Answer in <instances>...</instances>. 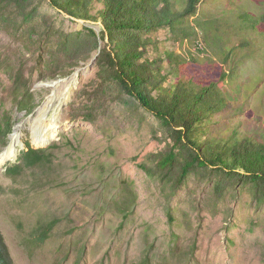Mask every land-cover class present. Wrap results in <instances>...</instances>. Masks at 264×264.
Masks as SVG:
<instances>
[{
    "label": "rangeland",
    "instance_id": "374dc122",
    "mask_svg": "<svg viewBox=\"0 0 264 264\" xmlns=\"http://www.w3.org/2000/svg\"><path fill=\"white\" fill-rule=\"evenodd\" d=\"M28 5L38 10L29 21L0 12V116L10 113L22 144L0 166V232L13 264H264V201L250 183L196 168L171 193L187 151L111 76L98 77L110 44L102 24L45 0ZM53 68L68 73L46 78ZM9 69L30 78L31 113L8 97ZM49 121L56 133L38 147ZM25 143L49 149L50 163L8 175ZM170 154L174 165H161Z\"/></svg>",
    "mask_w": 264,
    "mask_h": 264
},
{
    "label": "trees",
    "instance_id": "16d2710c",
    "mask_svg": "<svg viewBox=\"0 0 264 264\" xmlns=\"http://www.w3.org/2000/svg\"><path fill=\"white\" fill-rule=\"evenodd\" d=\"M45 1L58 12L102 24L110 44L97 57L98 77L111 76L123 92L171 129L187 151L188 158L175 168L171 193L197 168L244 180L254 188L256 199L264 201V3ZM28 4L29 0H0V12L29 21L38 10ZM161 30L168 36L157 38ZM89 31L95 47L96 35ZM67 37L62 34L61 40ZM57 69H46V78L68 73L56 74ZM7 75L8 97L31 113L35 106L30 78L21 69H9ZM13 125L10 113L3 111L0 142L4 146ZM25 146L19 163L7 169L8 175L50 163L49 149ZM175 162L170 154L161 165L172 167ZM0 264H13L1 232Z\"/></svg>",
    "mask_w": 264,
    "mask_h": 264
},
{
    "label": "bare ground",
    "instance_id": "6f19581e",
    "mask_svg": "<svg viewBox=\"0 0 264 264\" xmlns=\"http://www.w3.org/2000/svg\"><path fill=\"white\" fill-rule=\"evenodd\" d=\"M70 81H71V79H70ZM62 82L67 83L68 81L66 80V81H62ZM62 82H60V83H62ZM60 83H58V84H60ZM57 85L55 84L54 87L56 88ZM44 109H45V107H42L41 109H39L37 111V115H38L37 117L41 118L42 112L44 111ZM54 126H56V122H50L49 121L48 123H46V129L43 133H41L42 131L36 132V138L38 140L36 143V146L40 147V146L46 145L48 142H50L52 140V138L54 137V135L56 133V129ZM33 130H34V128H33ZM20 135H21V133L19 132V130H16L12 134L11 141H10L9 145L6 147L4 152H2L0 154V166L5 164L9 160L16 158L17 153H18V146L22 145L20 143V140H19Z\"/></svg>",
    "mask_w": 264,
    "mask_h": 264
},
{
    "label": "water",
    "instance_id": "95a60500",
    "mask_svg": "<svg viewBox=\"0 0 264 264\" xmlns=\"http://www.w3.org/2000/svg\"><path fill=\"white\" fill-rule=\"evenodd\" d=\"M57 81H62V79H59ZM50 85L54 87L55 83L54 82L53 83H50Z\"/></svg>",
    "mask_w": 264,
    "mask_h": 264
}]
</instances>
